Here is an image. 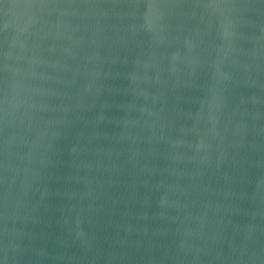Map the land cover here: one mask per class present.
Masks as SVG:
<instances>
[{"label":"water","instance_id":"1","mask_svg":"<svg viewBox=\"0 0 264 264\" xmlns=\"http://www.w3.org/2000/svg\"><path fill=\"white\" fill-rule=\"evenodd\" d=\"M0 264H264V0H0Z\"/></svg>","mask_w":264,"mask_h":264}]
</instances>
